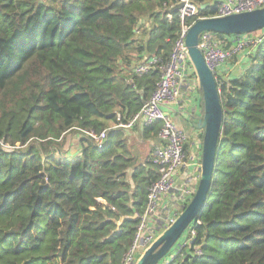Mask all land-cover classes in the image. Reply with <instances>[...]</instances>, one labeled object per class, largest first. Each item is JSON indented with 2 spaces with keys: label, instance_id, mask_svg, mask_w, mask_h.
Masks as SVG:
<instances>
[{
  "label": "trees",
  "instance_id": "1",
  "mask_svg": "<svg viewBox=\"0 0 264 264\" xmlns=\"http://www.w3.org/2000/svg\"><path fill=\"white\" fill-rule=\"evenodd\" d=\"M177 2L0 0V264H122L158 177L135 143L161 122L139 135L122 124L161 73L134 64L167 60L183 24L217 12L218 0H194L198 14L182 19ZM248 56L219 78L211 185L171 264H264V41ZM72 129H107L106 144L83 135L69 154Z\"/></svg>",
  "mask_w": 264,
  "mask_h": 264
},
{
  "label": "built area",
  "instance_id": "2",
  "mask_svg": "<svg viewBox=\"0 0 264 264\" xmlns=\"http://www.w3.org/2000/svg\"><path fill=\"white\" fill-rule=\"evenodd\" d=\"M180 2L183 3V6L178 11L182 19L186 16L190 17L198 14L199 6L194 0H178L177 3ZM262 7H264V0H218L217 12L210 17L225 16ZM190 27L191 25L183 24L180 35L175 40L167 60L153 56L139 60L133 67L134 73L139 75L148 73L153 68H158L161 76L142 109L129 122L122 125L133 129L136 126L161 122V127L158 132L160 143L154 146L151 153V159L157 168L158 177L148 189L144 212L137 214L140 221L134 241L124 255L122 264L137 263L144 250L176 221L191 201L199 185L200 176L194 174L183 182L177 180V174L185 162V145L188 134L174 120L167 108L168 105L180 100L182 89L190 80L193 79V85L199 87L198 77L190 60L186 44ZM263 41L264 28L239 34L205 30L200 35L199 48L204 55L206 64L219 83V78L223 77L220 72L225 64L244 51L256 48ZM223 78L228 80L231 77ZM79 130L82 136L85 135L92 139L99 149L105 146L107 129L100 132L86 129ZM1 143L3 142L1 141ZM186 231L178 243L158 264H171L178 251L191 243L195 231L191 230L189 233ZM198 253H201V251L198 250Z\"/></svg>",
  "mask_w": 264,
  "mask_h": 264
},
{
  "label": "water",
  "instance_id": "3",
  "mask_svg": "<svg viewBox=\"0 0 264 264\" xmlns=\"http://www.w3.org/2000/svg\"><path fill=\"white\" fill-rule=\"evenodd\" d=\"M208 5L209 3L202 4L200 8L204 9ZM182 6L183 3H177L172 11H177ZM262 28H264V7L225 16L201 17L191 25L186 44L204 101V115L197 119L198 127L204 130L200 181L194 196L176 221L144 250L136 264H158L171 251L201 213L211 185L222 128L223 107L218 81L199 48L201 33L212 30L219 33L239 34Z\"/></svg>",
  "mask_w": 264,
  "mask_h": 264
},
{
  "label": "crops",
  "instance_id": "4",
  "mask_svg": "<svg viewBox=\"0 0 264 264\" xmlns=\"http://www.w3.org/2000/svg\"><path fill=\"white\" fill-rule=\"evenodd\" d=\"M247 61L249 62L248 50L225 64L220 74L223 77L237 76L243 71ZM193 83V79L190 80L182 89L180 100L167 107L174 120L188 134V140L185 145V162L177 174L179 182L187 180L193 174L201 176L200 167L202 163L204 130L198 127L197 119L204 115V103L200 88L195 84L193 85ZM138 127L131 130L136 135H139L137 131L139 130ZM159 143L160 139L158 136L154 137V140L151 141V144L154 146Z\"/></svg>",
  "mask_w": 264,
  "mask_h": 264
},
{
  "label": "rangeland",
  "instance_id": "5",
  "mask_svg": "<svg viewBox=\"0 0 264 264\" xmlns=\"http://www.w3.org/2000/svg\"><path fill=\"white\" fill-rule=\"evenodd\" d=\"M248 63L249 62L247 61L246 66L248 65ZM195 77H196V75H195ZM197 82H198V78H197ZM200 91H201V89H200ZM81 136H82V134H80L75 129L70 130L66 134V136H65L67 138L66 139L67 140V142H66L67 143L66 150L69 152V154H70L71 151H72L71 154H74L73 152L77 149V145H78L77 142H78L79 138H81ZM139 138L140 139H138V140L140 142H142V143H135V144L138 145L141 148V150L144 153V156H146L147 154L151 155V153H152V151L154 149V145L144 141V139L141 138V136H139Z\"/></svg>",
  "mask_w": 264,
  "mask_h": 264
},
{
  "label": "bare ground",
  "instance_id": "6",
  "mask_svg": "<svg viewBox=\"0 0 264 264\" xmlns=\"http://www.w3.org/2000/svg\"><path fill=\"white\" fill-rule=\"evenodd\" d=\"M134 240V239H133Z\"/></svg>",
  "mask_w": 264,
  "mask_h": 264
}]
</instances>
